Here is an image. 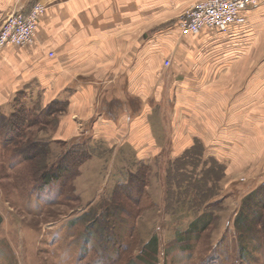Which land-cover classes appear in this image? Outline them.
Instances as JSON below:
<instances>
[{"label": "rangeland", "instance_id": "rangeland-1", "mask_svg": "<svg viewBox=\"0 0 264 264\" xmlns=\"http://www.w3.org/2000/svg\"><path fill=\"white\" fill-rule=\"evenodd\" d=\"M196 3L179 24L187 35L169 79L176 107L165 112L179 148L148 159L110 154L90 135L71 138L60 131L74 116L62 102L46 115L54 101L45 106L15 92L0 107V264H264V208L257 214L251 204L243 207L264 184V0L248 21L244 43L235 36L219 43L224 32L215 30L197 41L200 34L187 32L184 23ZM179 32L173 31L174 39ZM39 34L32 43L0 47V57L17 61L13 76L29 66L21 64L32 56ZM150 49L162 51L159 45ZM140 85L137 79L135 91L145 100ZM143 113L154 133L151 112ZM194 159L197 168L187 164L168 183V169ZM66 165L59 180L43 183L44 172L59 174ZM206 174L216 203L206 205V199L192 209L193 200L182 191L191 176L201 181ZM181 201L187 205L179 208ZM197 218L204 221L193 232Z\"/></svg>", "mask_w": 264, "mask_h": 264}, {"label": "crops", "instance_id": "crops-1", "mask_svg": "<svg viewBox=\"0 0 264 264\" xmlns=\"http://www.w3.org/2000/svg\"><path fill=\"white\" fill-rule=\"evenodd\" d=\"M38 1L46 9L38 21L35 50L21 64L29 66L13 76L17 61L0 57V107L10 103L15 92L45 106L49 100L62 102L74 116L60 131L66 130L71 138L90 135L110 154L125 152L148 159L149 154L179 148V139L170 132L172 120L165 115L176 107L169 79L187 35L181 31V17L198 0H0V27L12 10L18 6L28 10ZM263 5L246 9V21L232 26L228 34L217 32L221 36L217 42L235 36L244 43L248 21ZM210 30L204 29L195 39L211 38L205 36ZM173 31H181L175 39ZM155 35L159 43L152 42ZM154 45L162 51L153 52ZM137 79L145 100L135 91ZM31 82L35 87L22 86ZM7 83H11L7 90L1 88ZM145 111L151 112L154 133Z\"/></svg>", "mask_w": 264, "mask_h": 264}, {"label": "built area", "instance_id": "built-area-1", "mask_svg": "<svg viewBox=\"0 0 264 264\" xmlns=\"http://www.w3.org/2000/svg\"><path fill=\"white\" fill-rule=\"evenodd\" d=\"M260 0H202L196 3L186 16L185 30L200 34L210 28L227 33L232 26L242 24L244 11ZM41 2H35L28 10L16 8L3 21L0 27V47L2 45H26L32 43L38 21L44 12Z\"/></svg>", "mask_w": 264, "mask_h": 264}, {"label": "trees", "instance_id": "trees-1", "mask_svg": "<svg viewBox=\"0 0 264 264\" xmlns=\"http://www.w3.org/2000/svg\"><path fill=\"white\" fill-rule=\"evenodd\" d=\"M58 101H54V102H52V104L49 106V107H47L48 109H44V111L46 112V115H49L50 114V112H51V108H52V106H53V104H54V106H55V103L56 104H58L57 103ZM53 106V107H54ZM56 106H58V105H56ZM24 111H26V110H24ZM67 156V158L66 159H68V155L69 154H66ZM178 164V165H177ZM187 164L189 165V166H192L193 168H197V162H196V159H194V160H192L191 162H188V163H185V162H183V161H178V162H176V164H175V167H174V169H172L171 170V168H170V170L168 169V172H167V174H168V176H167V181H168V183H169V180H171V184H172V182H174L173 180H174V176H175V174H176V171H178L179 169H184V166H187ZM78 165V167H79V165L80 164H77ZM63 166V165H62ZM176 167H178V168H176ZM68 165H66L65 166V168H60V173L59 174H52L51 173V171L50 170H48V172L46 171V172H44V174H43V179H44V181H43V183L46 185V184H48V183H50V182H52V181H57V180H59L60 178L59 177H61L60 176V174H62V172H65V171H67L68 170ZM180 176V174L179 175H177V177H179ZM207 176H210L209 174H206V176L201 180V181H196L192 176H191V178H190V180H189V182H188V185H187V187H186V189H185V191H182L184 194H186L187 196H190V198L193 200V201H190L189 203H193L192 204V209H195V208H197V206L198 205H202V203H203V201H205L206 199V201H205V204L207 205V202H209L210 201V199L213 197L212 196V193L210 194L209 192H210V190L211 191H214L215 192V188H214V190L212 189V187L211 188H208V184H210V181H209V178L207 177ZM133 178V177H132ZM131 178V179H132ZM130 179V183H133V181L134 180H131ZM169 179V180H168ZM134 182H136V181H134ZM177 182H179V181H177ZM134 185V184H133ZM132 184H130V188L133 186ZM145 185H146V178H144L143 180H142V184L139 186V191L141 192V195L143 194H145L146 193V190L144 191V188H145ZM181 187H183V185L181 186ZM127 189H129V185H127ZM129 191V190H128ZM212 200V199H211ZM213 204H215L216 202L214 201V200H212L211 201ZM138 204H139V202H138ZM197 204V205H196ZM252 205V206H254V207H256V209L257 210H255L254 209V212H256L257 214H259L258 213V207H261V209H263L264 208V184L263 185H261L259 188H258V190L257 191H253V192H251L247 197H246V199H245V201H244V204H243V207H244V205H245V207H247V206H249V205ZM173 204L171 203V202H169L168 201V204H167V207L169 208V210L170 211H174L176 208H174V206H172ZM187 205V202H185V201H181L180 202V205H179V208L180 207H184V206H186ZM244 207V208H245ZM243 208V209H244ZM260 211V210H259ZM255 213V214H256ZM206 217V216H205ZM204 218V217H203ZM199 219V218H197L196 220H194L191 224H190V227L193 229L192 231L193 232H195L197 229H201L202 227L199 225V224H201L203 221H204V219ZM245 221H246V215L245 214H243L242 213V215L241 216H239L238 217V220H237V224H239L240 226L241 225H243V224H245ZM196 229V230H195ZM189 230V229H188ZM263 231H264V227H263V229H262ZM188 233H190V231H187ZM151 243H150V245L153 247V245L155 246V245H158V241H157V238H154L152 241H150ZM154 248V247H153ZM150 249H152L151 247H150Z\"/></svg>", "mask_w": 264, "mask_h": 264}]
</instances>
